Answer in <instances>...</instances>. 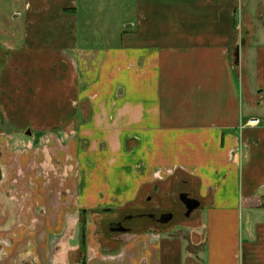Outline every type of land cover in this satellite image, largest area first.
<instances>
[{
  "label": "crops",
  "instance_id": "1",
  "mask_svg": "<svg viewBox=\"0 0 264 264\" xmlns=\"http://www.w3.org/2000/svg\"><path fill=\"white\" fill-rule=\"evenodd\" d=\"M23 8L24 42L3 84L21 74L30 142L15 164L21 176L0 164V238L16 233L0 248L19 247L18 260L32 264H82L84 255L86 264H264V0ZM169 179L200 200V241L152 225L94 239L91 212L115 217L130 203L124 215L142 214L152 200L144 190ZM81 212L87 251L69 255ZM10 261L0 252V264Z\"/></svg>",
  "mask_w": 264,
  "mask_h": 264
},
{
  "label": "rangeland",
  "instance_id": "2",
  "mask_svg": "<svg viewBox=\"0 0 264 264\" xmlns=\"http://www.w3.org/2000/svg\"><path fill=\"white\" fill-rule=\"evenodd\" d=\"M24 0H2L0 2V164L5 161H11L13 164L9 168L6 176L9 178H18L21 176V170L15 165L20 162L21 159V150L27 148V144L30 142L29 136L25 135L26 126L21 127V74H15L13 79L16 80L17 84H3V78L5 77L4 71L10 68L6 66L9 64L10 57L14 52L19 51L21 44L24 42ZM17 14V15H16ZM12 70V69H10ZM6 86V89H4ZM11 98V101H8V98ZM14 102V103H13ZM46 154V153H45ZM49 161V156H48ZM54 170L50 167L43 168V171ZM174 170V169H173ZM55 171V170H54ZM65 169L61 172L64 173ZM168 172L169 169L167 170ZM163 172V176H167L166 172ZM172 171V170H171ZM45 173V172H44ZM3 175V171L0 167V177ZM63 175V174H62ZM163 180V178L159 179ZM13 185L14 191H17L20 188V185ZM173 179L167 181L159 182L158 186H153L145 189L144 193L152 194V200L141 201L146 209H169L172 207L173 202H176V196L173 194ZM131 204H126L124 207H120L114 214L118 216H113V213H107L102 211L91 212L90 219L96 224V231L94 234V239L101 243H106L109 241V238L112 232L109 229L110 222L112 220H117L122 218L124 214L130 211ZM117 210V209H116ZM84 212L80 214V224L86 223L87 217ZM95 213V214H94ZM177 222L172 223L170 226L158 228V231L168 232L173 228L179 230L180 233L186 235L190 238L191 241L196 243L200 241L203 236L198 235L194 231V227L199 225L201 219L197 216L196 219L187 220L185 218H179ZM129 223V222H128ZM176 224H180L177 227ZM148 226L153 225L152 222L147 224ZM156 227V226H155ZM81 228V227H80ZM16 233L10 232L7 238L1 239L0 243L4 245H10L12 238H15ZM81 234L80 232V246L75 251L70 250L68 253H75V255H81ZM192 246V244H190ZM196 246V245H193ZM1 249V248H0ZM21 248L10 247L8 251L0 250L3 252L4 256H9L10 264H32L21 259ZM26 250H24L25 252ZM31 251V250H30ZM28 251V252H30ZM64 256V254L62 255Z\"/></svg>",
  "mask_w": 264,
  "mask_h": 264
},
{
  "label": "flooded vegetation",
  "instance_id": "3",
  "mask_svg": "<svg viewBox=\"0 0 264 264\" xmlns=\"http://www.w3.org/2000/svg\"><path fill=\"white\" fill-rule=\"evenodd\" d=\"M173 194L176 196V202H173L171 208L150 209L136 216L123 215L122 218L110 222V231H132L135 228H144L148 226L147 224L149 222L153 223L152 226L161 228L170 226L172 223L177 222L176 220L179 218H185L187 220L196 219L197 209L188 213V208L182 200L184 194H187L191 198H196L194 192L192 190H187L183 184L174 181ZM178 225L180 224H176L175 226L177 227ZM121 228H125L126 231L120 230Z\"/></svg>",
  "mask_w": 264,
  "mask_h": 264
},
{
  "label": "water",
  "instance_id": "4",
  "mask_svg": "<svg viewBox=\"0 0 264 264\" xmlns=\"http://www.w3.org/2000/svg\"><path fill=\"white\" fill-rule=\"evenodd\" d=\"M235 56H236V63L238 62L239 60V49H237L236 53H235ZM27 134H31V130H28L27 131ZM182 200L183 202L186 204L187 208H188V213H190L191 211H193L194 209H197L200 207L201 205V202L200 200L196 199V198H191L189 197L187 194H184L182 196ZM120 230H123V231H126L125 228H121Z\"/></svg>",
  "mask_w": 264,
  "mask_h": 264
},
{
  "label": "trees",
  "instance_id": "5",
  "mask_svg": "<svg viewBox=\"0 0 264 264\" xmlns=\"http://www.w3.org/2000/svg\"><path fill=\"white\" fill-rule=\"evenodd\" d=\"M81 231H82V234H81V251H82V253L85 254L86 251H87V231H86V223H83L82 224ZM82 264H86L85 255L82 256Z\"/></svg>",
  "mask_w": 264,
  "mask_h": 264
},
{
  "label": "built area",
  "instance_id": "6",
  "mask_svg": "<svg viewBox=\"0 0 264 264\" xmlns=\"http://www.w3.org/2000/svg\"><path fill=\"white\" fill-rule=\"evenodd\" d=\"M248 123L250 125H259L261 123V120L259 118L253 117L248 121Z\"/></svg>",
  "mask_w": 264,
  "mask_h": 264
}]
</instances>
